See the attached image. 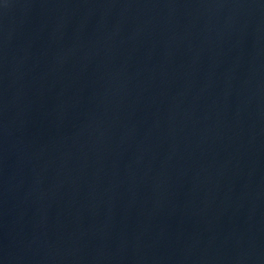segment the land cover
Masks as SVG:
<instances>
[{
    "label": "water",
    "instance_id": "obj_1",
    "mask_svg": "<svg viewBox=\"0 0 264 264\" xmlns=\"http://www.w3.org/2000/svg\"><path fill=\"white\" fill-rule=\"evenodd\" d=\"M0 264H264V0H0Z\"/></svg>",
    "mask_w": 264,
    "mask_h": 264
}]
</instances>
